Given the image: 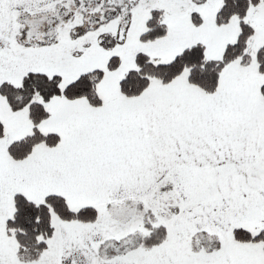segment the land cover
I'll list each match as a JSON object with an SVG mask.
<instances>
[{
	"label": "snow or ice",
	"instance_id": "6c2138e0",
	"mask_svg": "<svg viewBox=\"0 0 264 264\" xmlns=\"http://www.w3.org/2000/svg\"><path fill=\"white\" fill-rule=\"evenodd\" d=\"M0 264H264V0H0Z\"/></svg>",
	"mask_w": 264,
	"mask_h": 264
}]
</instances>
